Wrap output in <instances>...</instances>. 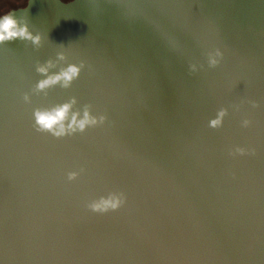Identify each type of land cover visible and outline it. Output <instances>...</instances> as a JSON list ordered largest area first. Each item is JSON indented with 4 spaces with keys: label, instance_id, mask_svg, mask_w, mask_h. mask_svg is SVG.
<instances>
[{
    "label": "water",
    "instance_id": "95a60500",
    "mask_svg": "<svg viewBox=\"0 0 264 264\" xmlns=\"http://www.w3.org/2000/svg\"><path fill=\"white\" fill-rule=\"evenodd\" d=\"M17 15L43 45H0V264H264V0H31ZM61 50L80 77L32 93ZM71 97L106 124L33 129V108ZM117 190L118 212L86 208Z\"/></svg>",
    "mask_w": 264,
    "mask_h": 264
},
{
    "label": "clouds",
    "instance_id": "9594fccd",
    "mask_svg": "<svg viewBox=\"0 0 264 264\" xmlns=\"http://www.w3.org/2000/svg\"><path fill=\"white\" fill-rule=\"evenodd\" d=\"M30 3L31 0H7L6 3L5 0H0V4H4V7H0V45L19 40L29 42L37 50L42 47V34L39 32L34 34L30 30L27 19L17 15L18 10H28ZM223 58L224 53L219 48L214 52H209L207 56L208 66L216 68L221 64ZM85 67L86 64L83 60L79 63H70L66 52L64 50L58 51L55 59L50 58L42 63L37 61L35 70L42 78L35 83L31 91L36 95L43 94L47 97L49 90L56 87L68 89L80 77ZM190 68L192 72L197 71L195 64H192ZM23 100L26 103H31L30 95L25 93ZM244 102L241 101V104L232 107L239 111ZM247 103H250L253 108L258 107L256 101L249 100ZM228 114V108L221 107L218 109L215 118L209 120L208 127L214 130L221 129ZM32 120V127L37 133L59 140L84 134L89 129L103 127L108 121V117L105 114H94L90 104H85L82 108L77 107V99L71 97L62 103L33 108ZM251 124L252 121L248 118H244L241 122L243 128H248ZM255 154L254 148L236 146L229 149V155L232 157L254 156ZM82 172H84L83 168L79 171L67 172V180L69 182L76 181ZM127 202L126 193L117 190L91 199L86 203V208L92 213L106 215L118 212L127 205Z\"/></svg>",
    "mask_w": 264,
    "mask_h": 264
},
{
    "label": "rangeland",
    "instance_id": "374dc122",
    "mask_svg": "<svg viewBox=\"0 0 264 264\" xmlns=\"http://www.w3.org/2000/svg\"><path fill=\"white\" fill-rule=\"evenodd\" d=\"M7 2V0H5V3ZM0 7H4V4H0Z\"/></svg>",
    "mask_w": 264,
    "mask_h": 264
},
{
    "label": "trees",
    "instance_id": "16d2710c",
    "mask_svg": "<svg viewBox=\"0 0 264 264\" xmlns=\"http://www.w3.org/2000/svg\"><path fill=\"white\" fill-rule=\"evenodd\" d=\"M13 7H15V6H13Z\"/></svg>",
    "mask_w": 264,
    "mask_h": 264
}]
</instances>
